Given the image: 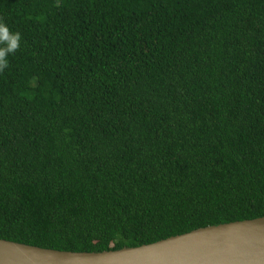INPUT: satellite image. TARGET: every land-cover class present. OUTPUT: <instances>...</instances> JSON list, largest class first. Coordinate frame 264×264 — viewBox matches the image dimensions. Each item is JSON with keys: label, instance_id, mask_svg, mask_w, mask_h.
I'll return each instance as SVG.
<instances>
[{"label": "trees", "instance_id": "16d2710c", "mask_svg": "<svg viewBox=\"0 0 264 264\" xmlns=\"http://www.w3.org/2000/svg\"><path fill=\"white\" fill-rule=\"evenodd\" d=\"M0 238L102 251L264 216V0H0Z\"/></svg>", "mask_w": 264, "mask_h": 264}, {"label": "water", "instance_id": "95a60500", "mask_svg": "<svg viewBox=\"0 0 264 264\" xmlns=\"http://www.w3.org/2000/svg\"><path fill=\"white\" fill-rule=\"evenodd\" d=\"M0 264H264V216L102 251L58 250L0 238Z\"/></svg>", "mask_w": 264, "mask_h": 264}, {"label": "clouds", "instance_id": "9594fccd", "mask_svg": "<svg viewBox=\"0 0 264 264\" xmlns=\"http://www.w3.org/2000/svg\"><path fill=\"white\" fill-rule=\"evenodd\" d=\"M21 39L19 32L10 31L8 26L0 21V72H3L9 65L8 54H14L20 49Z\"/></svg>", "mask_w": 264, "mask_h": 264}]
</instances>
